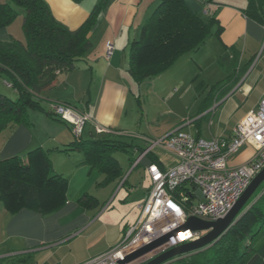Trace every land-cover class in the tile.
Listing matches in <instances>:
<instances>
[{"label":"crops","instance_id":"crops-1","mask_svg":"<svg viewBox=\"0 0 264 264\" xmlns=\"http://www.w3.org/2000/svg\"><path fill=\"white\" fill-rule=\"evenodd\" d=\"M44 1L54 18L71 30L79 29L88 20L98 2ZM9 2L0 0L2 4ZM185 2L204 19L216 18L214 31L220 27V36L214 34L199 50L184 54L171 68L145 84L159 89V84L168 82L177 65L194 68L203 77L217 64L218 56L214 52L215 47H219L226 57L239 63L240 76L233 85L229 86V82L216 93L212 89L209 96L200 101L197 118L181 122L173 131L182 129L186 132V127H197L198 122L211 115L210 123H217L218 127L212 138H203L200 131L196 136L186 133L205 140L231 139L234 128L245 116L256 112L264 98V25L245 15L250 0ZM158 3L159 0H111L91 34V48L85 58L75 63L73 69L57 73L54 87L42 91L38 97L39 106L28 110L27 124L15 125L0 133V161L12 157L27 161L28 153L40 148L49 154L50 172L68 180L66 204L46 216L28 209L11 213L0 199V264H83L116 246L125 232L139 221V206L145 202L152 187L149 165L156 159L165 166L174 163L160 148H153L148 155H143L155 139L142 133V118L132 111L136 107L135 99L140 102L136 90L145 84L139 86L130 75L131 47L140 39ZM14 8L18 14L8 26L0 28V41L16 39L26 43L25 11L18 6ZM108 42L115 46L110 59L106 56ZM216 75L215 71L208 74L211 78ZM206 82L211 84L212 81ZM6 85L12 90L10 98H17V91ZM251 95L256 97L255 105L240 107L236 102L229 115L220 110L221 107L226 109L234 98L245 100ZM59 104L91 116L82 140L92 139L98 134L96 125H100L110 129L111 139L131 144L127 153L138 154L137 159H130V162L135 165L139 161L138 165L132 166L143 168V181L132 184L133 172L127 174L118 159L122 175L111 178L110 173L85 163L82 152H64L72 148L76 138L71 127L55 117L54 108ZM145 130L150 131V128ZM168 134L170 132L164 136ZM253 154V147L245 146L231 160L230 166L246 164ZM246 264H264V241Z\"/></svg>","mask_w":264,"mask_h":264},{"label":"trees","instance_id":"trees-1","mask_svg":"<svg viewBox=\"0 0 264 264\" xmlns=\"http://www.w3.org/2000/svg\"><path fill=\"white\" fill-rule=\"evenodd\" d=\"M110 1L98 0L77 30L57 21L44 0L0 3V28L8 26L18 14L14 6L21 7L25 11L26 37V43L0 41V79L17 91L15 99L0 93V133L27 124L28 110L39 106L42 91L54 87L57 73L73 69L85 58L91 48V34ZM244 13L264 25V0H250ZM217 22L214 17L204 19L194 13L185 0H159L140 39L132 44L131 77L140 86L167 71L184 54L199 50L214 34L220 36V27L214 31ZM71 146L64 152H82L85 163L113 178L122 175L113 153L128 152L131 144L102 133L86 141L75 139ZM50 171L49 154L40 148L29 152L27 161L19 157L1 160L0 199L5 208L11 213L28 209L44 216L63 208L68 180ZM248 206L215 244L169 264H246L264 241V184Z\"/></svg>","mask_w":264,"mask_h":264},{"label":"built area","instance_id":"built-area-1","mask_svg":"<svg viewBox=\"0 0 264 264\" xmlns=\"http://www.w3.org/2000/svg\"><path fill=\"white\" fill-rule=\"evenodd\" d=\"M114 50V44L108 42V59ZM54 115L71 127L76 139L82 138L92 120L89 114L77 113L64 104L56 105ZM95 128L98 134L110 132L100 125ZM247 145L254 149L252 158L244 165L231 167V160ZM153 148L162 149L174 163L149 165L152 187L139 206V221L125 232L116 246L83 264H122L129 255L181 228L191 216L205 221L224 218L264 169V98L258 110L245 116L234 128L231 139L205 140L177 129L161 140L152 141L151 148L143 155H148ZM138 164L137 160L135 165ZM201 236L191 230L181 232L155 252L127 264L146 263L159 253Z\"/></svg>","mask_w":264,"mask_h":264},{"label":"rangeland","instance_id":"rangeland-1","mask_svg":"<svg viewBox=\"0 0 264 264\" xmlns=\"http://www.w3.org/2000/svg\"><path fill=\"white\" fill-rule=\"evenodd\" d=\"M240 48H242V46ZM240 51L242 50L240 49ZM214 54L218 56L216 60L217 64L205 73L207 76L204 74L202 77L200 72L194 71V68H185L181 65H177L174 70L171 71L172 73L168 82H166L165 85L159 84V89L152 86L150 87L148 84H145V82V85L141 89L136 90V95L138 97L140 96V99H138L140 102L137 103L135 99L136 107L132 108V111L138 113L142 118L140 123L142 133L155 139L152 141L165 138L166 136L164 135L169 132L171 133V131L179 127L177 125H180L181 122H191V118H197L200 101L203 100L204 97H208L212 89H214V93H216L221 87H227L229 82H231L229 86L233 85L234 80L240 76L238 72L240 68L239 63L236 60H230L229 56L226 57L227 55L222 53L221 49L217 46L215 47ZM212 71H215L218 75L212 78L208 76ZM219 74H222V76ZM206 80L212 81L211 84H207ZM204 82L206 84H204ZM11 92L12 90L0 79V93L12 97ZM255 98L254 95L249 96V98L245 100H242L241 97H239V99L234 98L232 102L227 105L226 109L221 107L220 110L225 111L227 115H229L234 103L238 102L240 107L252 106L256 103ZM210 117L211 115L198 122L197 127L193 125L186 127L184 130L195 136L197 132L200 131L203 138L210 139L218 129L217 123H210ZM186 123L184 125H186ZM148 127L150 131L145 130ZM135 133H138V130H136ZM113 155L124 165L127 174L130 175L131 172H133L130 179L132 184H135L136 181H143L142 176L145 177L143 168L139 167L134 169L133 166L135 165L130 162V159L136 160L138 154L131 155L127 152L118 151L113 153ZM141 186L142 185H140L138 189H140Z\"/></svg>","mask_w":264,"mask_h":264},{"label":"water","instance_id":"water-1","mask_svg":"<svg viewBox=\"0 0 264 264\" xmlns=\"http://www.w3.org/2000/svg\"><path fill=\"white\" fill-rule=\"evenodd\" d=\"M263 184L264 169L252 180L247 190L243 193L240 199L224 218L218 219L216 221H205L191 216L181 228L162 236L161 238L129 255L126 260L122 262V264L134 262L137 259L155 252L160 247L165 245L172 237H175L179 233L185 232L187 230L200 233L202 236L193 242H189L172 248L168 251L159 253L156 257L143 264H169L184 255L197 253L212 246L238 221L243 213L250 207H247V205Z\"/></svg>","mask_w":264,"mask_h":264}]
</instances>
